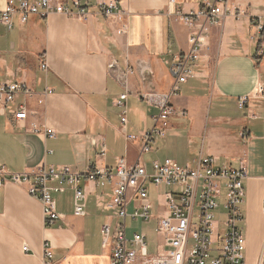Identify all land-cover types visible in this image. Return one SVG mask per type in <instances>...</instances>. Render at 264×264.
Masks as SVG:
<instances>
[{"label":"crops","instance_id":"1","mask_svg":"<svg viewBox=\"0 0 264 264\" xmlns=\"http://www.w3.org/2000/svg\"><path fill=\"white\" fill-rule=\"evenodd\" d=\"M6 1L0 0V10ZM112 1L118 12L106 17L99 5ZM204 1L80 0L88 11L85 21L52 14L30 16L24 23L14 16L11 29L0 22V83L25 82L32 90L17 95L0 114V166L33 177L38 168L49 167L113 170L119 159L143 163L148 171L152 161L164 158L188 167L202 156L227 166L243 159L247 175L240 225L245 264L246 253L249 263L253 256L251 264H256L264 242V104L250 99L239 108L237 101L264 92V53L259 55L251 39L253 16L264 22V0H229L245 11L237 19L181 22L179 14L196 12ZM199 27L208 32L199 59L189 64L195 74L170 98L175 112L165 135L149 143L150 151L140 153V141H127L125 135L149 130L158 112L140 95L172 89L169 66L176 55L189 50L188 37ZM43 62L46 69L41 68ZM123 93L124 127L114 105ZM17 104H23L26 113L19 122L12 119ZM33 127L51 128L55 136L35 133ZM79 186L85 193V214L73 213V189L64 184L62 191L51 194L59 216L45 226L41 205L26 186L6 182L0 190V264H42L44 241L54 264H109L110 248L101 246L100 228L112 220L107 206L111 186L84 178ZM150 187L152 213L157 214L166 189L158 192L153 187V196ZM134 204L130 202L131 210ZM150 223L155 231L156 221Z\"/></svg>","mask_w":264,"mask_h":264},{"label":"built area","instance_id":"2","mask_svg":"<svg viewBox=\"0 0 264 264\" xmlns=\"http://www.w3.org/2000/svg\"><path fill=\"white\" fill-rule=\"evenodd\" d=\"M173 1V0H168ZM100 12L108 17L118 12V5L112 1L100 3ZM52 14L85 21L88 11L80 0H7L0 10V22L8 29L12 27V17L17 16L21 23L30 16L46 18ZM245 11L233 5L229 0H205L196 12L179 14L186 25L194 24L198 18H205L209 24H216L227 16L236 19ZM253 34L251 39L257 43L258 53H264V22L259 16H253ZM207 28L199 27L188 37L189 50L175 56L169 70L174 84L168 93L148 92L140 95L147 104L155 105L158 112L152 116L153 125L140 135L126 134L127 141L139 140L140 153L150 151L149 143L154 138L165 135L169 126V117L175 110L170 98L178 92V85L194 76L189 66L199 59V52L207 37ZM112 67V65H109ZM42 69H46L43 62ZM48 92V91H47ZM31 88L25 82L5 81L0 83V114L4 115L6 106L14 102L17 95H30ZM126 93L120 94L114 105L120 109L119 120L126 125ZM250 99L261 100L264 104V92L245 95L238 98L239 108L246 106ZM251 118L256 115L249 113ZM25 106L15 105L12 119L16 122L25 119ZM33 132L46 137H54L55 132L48 127H33ZM104 155V147L100 149ZM246 163L238 159L236 166L217 165L212 156L199 157L193 167L181 166L170 158L151 162V171L143 163L127 164L119 159L113 169L87 166L77 171L69 166L59 168H38L33 177L27 173L9 172L0 166V190L6 182L25 185L27 193L36 199L42 209V220L50 226L58 218L55 210L53 192H60L64 184L73 189V213L85 214V193L80 188L81 179L98 186H111L108 207L112 210V220L101 225V246L110 248L109 264H245V238L240 225L242 221L241 204L244 199L243 181L246 178ZM55 181L56 186H49ZM148 185L156 190L166 189L160 196L162 210L152 213V203L148 196ZM134 201L131 212L127 208ZM222 207L220 219L215 220V211ZM264 213V201L262 205ZM156 221V252L147 250L146 233L143 230L132 231L126 235V220ZM25 252L26 244L22 246ZM49 244H42V264H54ZM256 264H264V242Z\"/></svg>","mask_w":264,"mask_h":264},{"label":"rangeland","instance_id":"3","mask_svg":"<svg viewBox=\"0 0 264 264\" xmlns=\"http://www.w3.org/2000/svg\"><path fill=\"white\" fill-rule=\"evenodd\" d=\"M165 159V158H164ZM150 192L153 196H155V192L153 191V187H150ZM163 190L162 187H160V189H157L156 191L158 192H161ZM128 210V213L131 211V206L127 208ZM222 213V207L220 206L216 211H215V220L218 221L220 219V214ZM126 228H127V233L126 235L128 237L131 236V233L133 230H139L140 228L143 229V231L146 233V243H147V250L149 253H155L156 252V246H157V243H156V233L153 229V225L150 223V222H142L141 220H137V221H134V220H130V219H127L126 220ZM246 262L247 264H251L252 259H253V256L250 257V260L251 262L249 263V257H248V254L246 253ZM254 260V259H253ZM258 260V257L256 258V262Z\"/></svg>","mask_w":264,"mask_h":264}]
</instances>
